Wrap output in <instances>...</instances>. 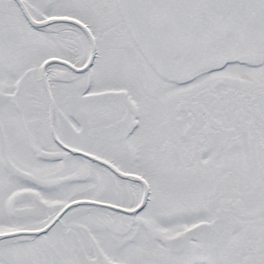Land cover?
<instances>
[{"label":"snow or ice","instance_id":"snow-or-ice-1","mask_svg":"<svg viewBox=\"0 0 264 264\" xmlns=\"http://www.w3.org/2000/svg\"><path fill=\"white\" fill-rule=\"evenodd\" d=\"M0 264H264V0H0Z\"/></svg>","mask_w":264,"mask_h":264}]
</instances>
